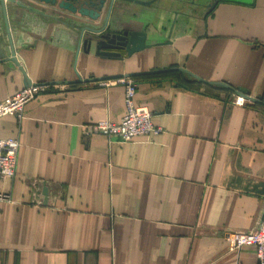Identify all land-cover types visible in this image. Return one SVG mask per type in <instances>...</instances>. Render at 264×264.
<instances>
[{
  "label": "crops",
  "instance_id": "0c3cea01",
  "mask_svg": "<svg viewBox=\"0 0 264 264\" xmlns=\"http://www.w3.org/2000/svg\"><path fill=\"white\" fill-rule=\"evenodd\" d=\"M16 1L6 2L16 57L44 87L23 120L0 121V138L20 144L15 176L0 180V264H258L254 247L233 253L226 238L263 218L264 101L238 106L194 76L264 100V0H117L108 31L144 33L149 45L121 61L79 49L110 0L97 22ZM1 57L11 50L0 3ZM126 75L163 132L130 144L89 135L123 118L112 78ZM78 79L88 82L65 84ZM26 86L0 64V103Z\"/></svg>",
  "mask_w": 264,
  "mask_h": 264
},
{
  "label": "built area",
  "instance_id": "2783aa9c",
  "mask_svg": "<svg viewBox=\"0 0 264 264\" xmlns=\"http://www.w3.org/2000/svg\"><path fill=\"white\" fill-rule=\"evenodd\" d=\"M112 82V81H111ZM125 89V114L120 122L110 120L100 121L87 127L89 135H105L110 143L130 144L136 141H148L152 137L160 135L163 130L152 123L153 113L148 107L137 106L135 97L137 83L130 78H119L114 81ZM109 81L105 87H110ZM44 85H32L25 87L15 95L0 103V121L7 116H14L19 121L24 119V111L27 104L36 100ZM234 96V104L245 106L248 101L244 96ZM264 101V100H263ZM20 144L17 139L0 138V180L5 181L15 176ZM8 197L0 192V199ZM226 241L229 250L239 253L245 247H254L258 264H264V214L258 229L253 233H231Z\"/></svg>",
  "mask_w": 264,
  "mask_h": 264
},
{
  "label": "water",
  "instance_id": "95a60500",
  "mask_svg": "<svg viewBox=\"0 0 264 264\" xmlns=\"http://www.w3.org/2000/svg\"><path fill=\"white\" fill-rule=\"evenodd\" d=\"M38 1L49 4L51 6H57L60 9L73 14H78L83 18H87L91 20L92 22H97L98 20L101 19L104 8L108 3V0H38ZM116 1L117 0H110L106 21L103 27L101 28L86 27L83 29L80 48H79L80 50L81 48H83V51L89 53L92 47L95 46L97 55L102 57H109L114 61H121L123 53H126L128 57H132L133 55L149 48V45L146 44V36L144 33L128 32V31L117 33V32L108 31L109 17L111 14V10L113 8V4ZM118 1H127L136 4L147 5V6L152 4V3H143L138 0H118ZM6 2L15 3V4L18 3L16 0H0L6 18L7 31L10 41V50H11V57L9 58L1 57L0 64L5 62H12L13 64H15L20 70V72L23 74V76L26 78V82H27L26 87H29L32 86L33 84L28 79L25 70L23 69V67L21 66V64L19 63L16 57V51L14 49L12 36L7 21ZM87 32L90 33V36L89 38L85 39L84 36ZM179 71L187 72L183 69H179ZM131 77H134V75L119 76V77H114L112 79L131 78ZM194 77L197 80L209 85L222 86L236 95L244 96L250 102L263 104V100L261 98L251 97L248 94V92L243 89H233L222 83H207L197 78L196 76ZM98 81H103V80H98ZM83 82H88V81L78 79V81L65 83V84L69 85V84L83 83ZM45 196H46V192H45Z\"/></svg>",
  "mask_w": 264,
  "mask_h": 264
}]
</instances>
